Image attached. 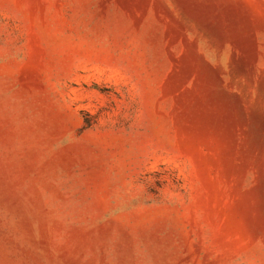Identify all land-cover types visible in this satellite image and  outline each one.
Returning a JSON list of instances; mask_svg holds the SVG:
<instances>
[{"label":"rangeland","instance_id":"1","mask_svg":"<svg viewBox=\"0 0 264 264\" xmlns=\"http://www.w3.org/2000/svg\"><path fill=\"white\" fill-rule=\"evenodd\" d=\"M0 264H264V0H0Z\"/></svg>","mask_w":264,"mask_h":264}]
</instances>
